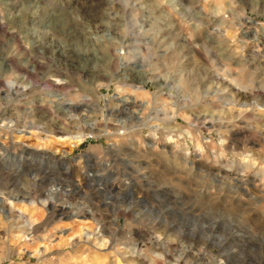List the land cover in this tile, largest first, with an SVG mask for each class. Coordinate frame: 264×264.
<instances>
[{"label":"clouds","instance_id":"clouds-1","mask_svg":"<svg viewBox=\"0 0 264 264\" xmlns=\"http://www.w3.org/2000/svg\"><path fill=\"white\" fill-rule=\"evenodd\" d=\"M0 264H264V0H0Z\"/></svg>","mask_w":264,"mask_h":264}]
</instances>
